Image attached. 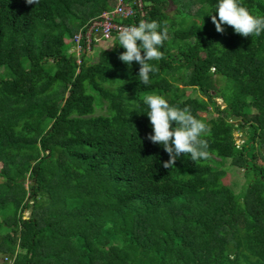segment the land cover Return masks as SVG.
<instances>
[{
    "label": "trees",
    "instance_id": "16d2710c",
    "mask_svg": "<svg viewBox=\"0 0 264 264\" xmlns=\"http://www.w3.org/2000/svg\"><path fill=\"white\" fill-rule=\"evenodd\" d=\"M139 1L116 21L167 29L147 86L118 36L91 64L64 50L114 0H0V264H264V32L217 33V0H188L172 23L180 0ZM240 3L264 16V0ZM152 94L209 115L207 159L162 166L146 139Z\"/></svg>",
    "mask_w": 264,
    "mask_h": 264
},
{
    "label": "clouds",
    "instance_id": "9594fccd",
    "mask_svg": "<svg viewBox=\"0 0 264 264\" xmlns=\"http://www.w3.org/2000/svg\"><path fill=\"white\" fill-rule=\"evenodd\" d=\"M24 2L26 5H37L39 0ZM215 13L210 15L211 22L219 34L225 31L222 25L230 26L235 34L245 38L258 37L264 32V16L252 15L240 0H217ZM158 29L160 24L157 21L141 20L138 26L124 27L118 34L119 46L125 49L118 59L129 66L136 62L139 65L138 81L145 86L150 82V74L155 71L149 62L163 58L159 48L167 39V29ZM144 103L148 107L146 116L152 126V132L146 139L162 146L168 154L169 159L162 164L165 169L173 168L181 154L194 163L208 158V145L202 138L207 127L192 115L188 106L182 109L171 106L164 97L155 94L146 96Z\"/></svg>",
    "mask_w": 264,
    "mask_h": 264
},
{
    "label": "built area",
    "instance_id": "2783aa9c",
    "mask_svg": "<svg viewBox=\"0 0 264 264\" xmlns=\"http://www.w3.org/2000/svg\"><path fill=\"white\" fill-rule=\"evenodd\" d=\"M138 10L141 9L139 0H133ZM134 9L126 0H114L111 10L103 11L97 17L85 23L72 37V50L80 56L81 53H92L95 45L107 42L118 36L119 31L128 26H136L125 24L116 19H125L134 15Z\"/></svg>",
    "mask_w": 264,
    "mask_h": 264
},
{
    "label": "rangeland",
    "instance_id": "374dc122",
    "mask_svg": "<svg viewBox=\"0 0 264 264\" xmlns=\"http://www.w3.org/2000/svg\"><path fill=\"white\" fill-rule=\"evenodd\" d=\"M110 4L113 5V2H111ZM180 6H183L184 8L188 9L189 8L188 0H180V3H175V4L169 1L168 4L166 5L165 13L168 16V18L170 19V23H172V21H174L175 17L177 16V12H178V9H180ZM199 7H200V4L198 1L193 2L190 6V8L192 9L191 11H195ZM181 10L183 11L182 8H181ZM169 38H171V35H169ZM64 43H65L64 44V50H66L68 52H73L72 43L69 42L68 39H64ZM113 43H114V40H110V41L98 43L97 45H95L93 52L87 53L89 55V57H88L89 59L87 60L88 61L87 63L91 64V63L96 62L99 51L101 49H111L114 46ZM8 75H9L8 70L6 68L0 67V77L5 79L8 77ZM186 94H192V90L190 88H188L186 91ZM197 95H198V92H195L193 96H197ZM215 101L217 104H219L221 106V108L224 107L222 99L216 98ZM103 113H104V111L100 110L99 108H97L95 111V114H103ZM208 117H209V115L202 113L200 115V121L205 123L206 120L208 119ZM241 135H242V133H238V132H235V134H234L238 145H240L242 143ZM258 163H261V162H258ZM223 183L231 186L232 188L234 187L236 192L239 191L241 186H243V183H244V178L242 176V172H240L234 168L227 167V174L223 178Z\"/></svg>",
    "mask_w": 264,
    "mask_h": 264
}]
</instances>
